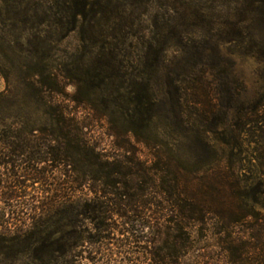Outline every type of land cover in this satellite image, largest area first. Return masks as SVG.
<instances>
[{"label": "trees", "instance_id": "obj_1", "mask_svg": "<svg viewBox=\"0 0 264 264\" xmlns=\"http://www.w3.org/2000/svg\"><path fill=\"white\" fill-rule=\"evenodd\" d=\"M240 1L243 7L240 18L236 24L227 25L234 28L231 42L246 45L251 41L264 56V0ZM0 2L9 5L16 1ZM64 3L68 25L66 38L75 35L86 52L77 50L78 57L73 55L75 59L64 76L38 73L22 77V84L29 89L21 96L25 104L22 117L42 118L45 125L41 129L33 127L24 135V131L11 128L22 122L9 124L10 130L0 132V158L28 155L33 158V170L45 160H50L51 168L71 167L74 174L71 182L76 185L74 191L87 185L95 198L78 199L76 203H65L53 210L49 206L46 215L50 217L47 222L49 226L51 223V231L37 220L36 231L32 233L35 237L14 235L9 242L27 243L32 238L35 260L41 264H78L76 249L80 243L96 241L94 236L85 235L88 231L80 230L79 226L77 229L76 224L80 223L77 217L90 222L96 232H108L111 226L105 224V214L110 212V207L100 201L98 195L101 194V198L120 197L119 201H114L118 207L122 204L133 205L132 208L136 204L146 207L151 203L139 198L147 196L149 189L140 186L141 194L130 195L134 186L128 179L136 178L141 185L144 180L145 186L156 183L150 178L154 175L161 181L160 186L153 184L156 193L174 209V217L169 221L173 225V236L166 238L160 249L146 247V259L153 264H182L193 249L188 231L195 227L205 230L208 221H215L216 235L224 236L220 244L230 264L246 262L243 258L252 256L255 251L256 264H264V89L255 100L245 101L242 97L246 88L234 73H156L148 79L132 73L120 76L123 68L110 63V56L114 54L107 45V30L99 29L95 23L96 16L100 15L96 6H102L99 0H65ZM196 6L192 2L187 11L181 13L175 4L168 5V11L178 15L180 24L166 30L178 52L185 55L211 51L196 42L201 37H209V31L203 28L207 17L202 15L203 25L195 21L188 26V21L197 20L201 13L194 9ZM175 20L172 19L171 24ZM160 45L155 52L163 59L168 49L165 44ZM134 48L138 50L134 44L129 47L131 54ZM148 49L153 51L152 46ZM15 53L11 44L4 45L0 51V74L7 86L5 92L0 93V120L17 117L16 92L11 89L15 78L9 73ZM96 55L104 61L93 63ZM144 56L147 58L149 54L144 53ZM84 68L86 75L82 74ZM118 80L121 83L117 84ZM126 85H129L125 99L128 109L118 103L123 100L120 92ZM69 87L75 91L69 93ZM98 98L102 101L101 109L92 103ZM81 112L92 120H106L116 114L127 117L124 123L109 119V131L120 137L129 134L145 144L157 159L155 165L135 169L136 165L131 162L129 164L134 165L129 168L103 163L98 147L87 136ZM158 135L171 137L176 146L174 170L162 160ZM117 146L132 151L130 144ZM162 147L165 148V144ZM40 173H33L34 180ZM98 183L102 186H97ZM117 215L127 218L120 209ZM131 222L127 218L123 225ZM236 234H247L256 243L235 240ZM0 241L5 239L0 237ZM251 263L254 264L253 258Z\"/></svg>", "mask_w": 264, "mask_h": 264}, {"label": "rangeland", "instance_id": "obj_2", "mask_svg": "<svg viewBox=\"0 0 264 264\" xmlns=\"http://www.w3.org/2000/svg\"><path fill=\"white\" fill-rule=\"evenodd\" d=\"M15 1L9 5H2L0 2V51L4 45L11 44L16 52L12 57L9 73L15 78L11 89L16 92L17 117L1 119L0 132L10 130L9 124L22 122L23 125L22 123L12 125L11 128L22 130L25 135L26 132L33 130V127L41 129L45 124L42 118L34 120L22 117L25 104L21 101V96L29 91L22 84V77L38 73L64 76L67 74L68 65L75 59L73 55L76 54L78 57L77 50L84 54L86 48L77 41L75 35L66 38L65 29L68 25L64 12L65 0ZM99 2L102 6H96L100 15L96 16L95 23L99 29L107 30L109 35L107 45L114 54L113 57L110 56V63L112 66L123 68L122 73H119L120 76L132 73L137 77L148 79L156 73H234L246 88L243 100L253 101L263 93L264 56L257 52L258 48L254 47L251 41L246 45H242L241 42H231L233 36L230 34L234 28L227 27L230 23L236 24L242 14L243 7L240 0H99ZM192 2L197 5L194 9L201 10V13L199 12L197 20L193 18L188 21V26L195 24V21L198 25L204 24L203 28L209 31V37H201L196 42H200L211 51L204 50V54L185 55L181 51L178 52L166 30L180 24L177 20L178 15L175 16L168 11V5L175 4L183 13ZM202 15L207 17L203 24ZM174 18L176 20L171 24ZM125 41H127L126 45H123ZM161 43L168 49L165 56H162L163 59L158 58L155 52L160 48ZM133 44L138 50L134 48L131 54L129 47ZM149 46L153 47V51L148 49ZM143 51L149 54L147 58ZM102 61H104L102 57L96 55L93 63H102ZM85 70L86 68L82 72L84 75H86ZM119 81H116L117 84ZM130 83L128 82L129 85ZM122 84L124 85V80ZM129 85L122 88L120 94L123 100L118 101L125 109L129 107L128 102L125 101L128 97ZM6 89V81L0 74V93L5 92ZM67 91L73 93L75 89L69 87ZM92 103L97 109L103 107L100 98L93 100ZM81 117L87 125V136L98 147L103 163L121 165L125 168L135 164V169L140 167L147 169L157 162L152 156L153 151L148 150L145 144L138 142L133 136L127 134L120 137L109 131V119L124 123L127 117L116 114L106 120H92L88 119L85 112H81ZM33 121L36 123L32 124ZM157 137L159 138L157 144L161 145L158 151L162 155V160L173 170L176 169L177 151L174 142L167 135ZM123 143L130 144L132 151L127 152L117 146ZM164 144L165 148L162 147ZM32 160L33 158L28 155L14 159L0 158V218L2 220L0 237L5 239L4 242L0 241V264H41L35 260L36 253L32 238L27 243L20 241L18 244L9 242L11 238L14 235L33 236L37 220H41L40 225L51 231V223L49 226L47 222L50 217L46 215L49 206L53 210L62 207L65 203H76L78 199L89 201L95 198V194L90 192L87 185L74 191L76 185L71 182L74 178V174L70 171L71 167L63 165L51 168L50 160H45L36 164L34 167L36 170H33ZM130 162L134 164L130 165ZM37 172L41 173L37 175L38 179L33 181L32 175ZM150 178L156 180V183L152 182L144 186V180L141 185L136 178L128 179L134 186V190L129 191L130 195L141 194L140 186L149 189L147 196L138 197L142 202L151 203L146 207L141 204H136L133 208V205L128 207L123 204L118 207L114 205L116 203L114 201H119L120 197L101 198L103 196L98 195L99 200L110 207V212L105 214L107 217L105 224L111 226L108 232H96L90 222L84 221L81 216L77 217L80 221L76 224L77 229L79 226L80 230L88 231L85 235L94 236L93 239L96 241V243H80L81 246L76 249L79 254L78 264H153L146 259L145 248L160 249L166 238L173 236V225L169 221L172 216L174 217L172 214L174 209L171 204L165 203L160 193H156L153 184L160 186L161 181L155 179L154 175H150ZM99 185L101 183L97 184ZM69 197L71 200H67ZM116 209H120L121 214L132 222L123 225L127 218L118 216ZM146 224L151 228H147ZM216 224L215 221H208L205 230L195 227L188 231L193 249L184 258L182 264H230L224 247L220 244L224 236L216 235ZM234 238L247 244L256 243L247 234H236ZM250 258H253L256 264V251L252 256L246 255L243 258L246 262L241 263L252 264ZM169 262L168 260L167 263Z\"/></svg>", "mask_w": 264, "mask_h": 264}, {"label": "flooded vegetation", "instance_id": "obj_3", "mask_svg": "<svg viewBox=\"0 0 264 264\" xmlns=\"http://www.w3.org/2000/svg\"><path fill=\"white\" fill-rule=\"evenodd\" d=\"M32 179H33V181H34L33 175H32Z\"/></svg>", "mask_w": 264, "mask_h": 264}]
</instances>
